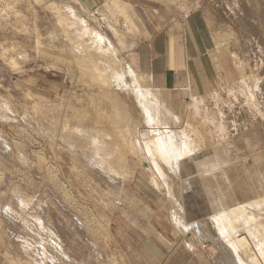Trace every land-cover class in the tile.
<instances>
[{
	"label": "rangeland",
	"instance_id": "1",
	"mask_svg": "<svg viewBox=\"0 0 264 264\" xmlns=\"http://www.w3.org/2000/svg\"><path fill=\"white\" fill-rule=\"evenodd\" d=\"M118 1L128 13L126 27L115 7ZM133 1L139 6L146 3ZM171 1L178 7L194 5L196 0ZM199 1L196 8L210 36L215 39L219 31L215 17L226 18L232 27L229 31H234L229 47L233 51L243 48L246 53L247 39L252 46L248 53L260 55V76L264 77V0L259 4L250 0ZM98 10H105L110 24L124 33L130 52L147 37L144 13L125 0H105ZM227 13L234 15L231 18ZM99 15L83 13L67 0H0V264H238L229 246L199 245L200 231H186L184 225L244 202L259 203L249 211L264 225V104L256 102V108L241 104L239 90L252 84L246 78L238 83L239 74L233 68L237 90L232 100H237L238 106H233L231 117L237 137L228 138L226 130L220 133L218 128L220 114L215 110L220 105L213 99L228 100L221 86L192 111L199 120L206 116L202 125L207 136L221 140L224 147L219 151L226 152V147L229 161L220 163L219 154L211 150L200 157V151L195 154L197 159L177 163V177L172 180L177 184L158 189L150 181L147 161L139 162L130 153L119 157L117 135L124 134V124L112 116L114 108L121 107L122 119L126 112L132 115L129 136L135 142L144 137H139L134 127L138 124L144 135L145 125L135 116L132 95L126 99L125 89L111 78L110 69L116 65L113 60L129 64L130 54L119 49ZM93 33L104 36L107 51L95 44ZM212 49L213 43L209 53ZM87 52L98 55L91 64L111 78L108 85L85 77L88 72L80 55ZM240 53L243 63L248 54ZM229 55L224 45L216 52L231 70ZM208 64L210 79L215 71L210 61ZM138 72L141 87L156 101L167 100L166 95L151 91L147 78ZM104 88L118 103L101 96ZM182 100L188 102V98ZM171 126L189 133V141L197 139L190 138L194 129L184 121ZM201 140L204 147L207 137H198ZM210 164L218 165L217 169L211 170ZM246 228L240 225L234 233L247 235L252 248L264 250L259 229L252 228L249 234ZM244 261L250 262L247 257Z\"/></svg>",
	"mask_w": 264,
	"mask_h": 264
},
{
	"label": "bare ground",
	"instance_id": "2",
	"mask_svg": "<svg viewBox=\"0 0 264 264\" xmlns=\"http://www.w3.org/2000/svg\"><path fill=\"white\" fill-rule=\"evenodd\" d=\"M250 1L252 3L259 4V2L261 0H250ZM199 2H200L199 0L198 1L196 0L194 2V5H191V6H189V4L183 3L180 5V8L182 10H184L186 13V11L188 12L190 9L196 8V6H198ZM116 4H115L116 5L115 7L117 8L116 10H117L118 15L120 16V18L123 17L125 19L122 22V24H124L123 26H125V24H127L129 22L127 19L128 17L126 18V16L128 14L126 13L125 9L119 4V1ZM101 10H103V9H101ZM104 11L101 12L100 10H96L95 13H93V14L94 15L95 14L99 15L100 13L103 14ZM233 13H227V15L228 14L231 15L230 17L232 18L234 15ZM81 15L83 16L84 20L89 21V18L86 15H84V14H81ZM81 15H80V18H81ZM101 17H103L102 19L104 21H106V24H107L106 27L108 28L110 33L115 38L117 46L119 47V49L122 52H128L131 49V46H128V44L126 43L125 37L123 35L124 33H122L120 31L119 27H117L118 28L117 29L112 24H110V21L108 20V18L110 16L107 17L106 14H103V15H101ZM215 18H216V22H217V25L219 28V31L216 32V36H215L217 50H219V48L222 47V45H224L227 48V50L230 52L237 71L239 73H241V71L243 72V70L245 71V68H247L245 75L243 74L242 78H240V79L243 81L244 78H246V80H248L252 84L251 87H247L244 84L245 88L241 87L242 90H239V93L237 92L242 97V99L240 101L243 102L245 105H247L249 107H253V108H256V102H259L260 104L261 103L264 104V77L260 76V66H261V60L259 59L260 55L257 56L253 52H252V54L251 53L249 54L248 53V52H250L249 49H251L252 46L249 44V41L247 39H244V47H245V49H247V50L244 49V51H246V53L243 52L242 47H241L242 48L241 50L234 48L235 50H239L242 53L248 54V58L242 63L241 60L243 58H241V60L238 58V53H240V52L235 51V50L233 51V50H231V46L229 47V43H230L229 41H231V37L234 35V33H233L234 31L233 32L229 31L232 29L231 25L229 24L230 25L229 26L227 24L228 21L225 22L227 20L226 18H225L226 19L225 20L224 18L220 17L219 15L216 16ZM116 20H115V22H116ZM117 21H120V20H117ZM75 24H76V22H75ZM84 28H85V26H84ZM123 32H124V30H123ZM128 32H131V30ZM96 33H93V37L95 36V38H93V40L95 41V44L97 46H103L104 49L107 51L108 50L107 48L109 45L107 42H105V39L103 38L104 36L101 37L100 35H97ZM125 36H127V35H125ZM235 39H236V37H235ZM106 40H108V39H106ZM231 43H230V45H231ZM236 44H238V43L236 42ZM234 46H235V44H234ZM237 46L238 45H236V47ZM88 48H90V47H88ZM92 48H94V47H92ZM104 49H103V51H104ZM110 49H112V47ZM89 51H91V50H89ZM85 52H86V50H85ZM94 52H95V50H94ZM242 53H240V54H242ZM96 56H98V55H96L95 53H92V52H87V53H85V55H80L81 60L85 63L84 66H86L85 68H87L88 74L84 72L85 70L83 71V73L81 71L80 72L84 75L87 74L85 77H88L87 79H90L92 81V83H95L98 85H108V81H109L110 77L108 76L109 77L108 78L107 75H106V77L104 75H102L100 72L97 71V69H95L96 65L91 64V62L94 60V58ZM101 56H102V54L100 55V57ZM97 58H99V57H97ZM91 59H92V61H91ZM82 61H81V63H82ZM113 61H114V63H116V65H115V67H112V69H110L111 76H112L111 78L113 79V82L116 85H119L121 88L125 89L123 94H124V97H126V99L132 95L133 102H134V105L136 107L135 116L137 117V119L139 118L140 119L139 121H141L145 125V129H144L145 134L144 135H142L141 129H137L138 124H136V126L134 127L137 130L136 134L139 137H142V136L144 137V139L143 138L141 139V142H138V141L135 142L129 136V132L131 130V124H132V115L129 114L128 112H126L127 114L122 119V117H120V112L123 111V110H121V107L116 106L114 108V114L112 116L116 117L117 119L120 120V123L122 122L124 124L123 125V127H124L123 133L124 134H118L117 135V138L120 141L119 145H118V146H120L119 157L123 153H130L131 155H135L138 158L139 162L147 161L148 166L150 165V167H151V168L149 167L146 169L149 172L150 181H151V183L154 184L155 187L157 186L158 189L163 188L162 186L167 187L168 184H169V186L171 184L174 186L177 183H176V181L172 182V180L177 177V169H178L177 163H179L180 160L183 161L186 158H192L193 157L194 159H197V158H195V154L198 155L200 153V151L202 152L203 150L206 149V147L207 148L211 147L212 141L209 140V145L204 146V147H203V140L198 141V137H200L201 139L204 138V133L200 129L202 126L200 124L197 125L195 122L192 121L193 118L191 120L188 119L186 121V125L189 128L194 129L193 133L191 132L190 138L192 139L194 137L197 139L196 140L192 139V141H189L188 135H190V134L187 132V130H185V132H187L188 134H184V132H182L181 129H177V128L171 126V124L178 122L179 119L173 113V111L168 107V105H166L165 101L164 100H161V102L156 101L154 99V96L151 95L150 91L147 88L141 87L140 78H139L138 73L130 65H128L124 60H123V62L121 61L122 63H120V61H118V60H113ZM218 70H219V74L221 75V78H220L221 79V89H222L221 91H222L223 95L225 97L228 96L229 99L235 98L236 97L235 91L237 89L232 87L231 86L232 84L230 85L228 80H226V78H227L226 73L223 70H220V69H218ZM84 75H82V76H84ZM88 75L90 76V78ZM111 78H110V80H111ZM110 88H111V86L109 87V89ZM100 94L102 97L106 98L107 100L111 101L112 103H118L117 98H115L112 95V92L110 90L105 89V88L101 89ZM73 110H74V108L72 109V111ZM80 112L84 113L85 110H82ZM218 113L220 114V124L222 126V130L223 129L225 130L226 126L229 129L231 127H235V123L233 121L230 122L229 120H227L223 111H218ZM221 115H222V117H221ZM256 115H258V114H256ZM74 116H75V114L73 115V117ZM80 116H81V114H80ZM139 116H141V117H139ZM71 118H72V116H71ZM77 119H79V118H77ZM83 119H84V117H83ZM67 121L65 120V122H67ZM79 121H80V119H79ZM78 124H79V122H78ZM223 124L225 125L224 128H223ZM67 125H68V123H67ZM77 127H80V126L77 125ZM69 128H70V126H69ZM75 130L77 132V128ZM78 130H80V129H78ZM183 130H184V128H183ZM179 131H181V132H179ZM180 133H182V134L180 135ZM182 136H183V138H182ZM108 137H109V135H108ZM111 137H112V135H111ZM114 154H116V153L114 152ZM187 161L185 163H187ZM188 168H190V167H188ZM168 190H169V188H168ZM168 194L171 197V199H173V195L170 194V192H168ZM261 201H264V199ZM258 204H259L258 202H252V203L244 202L242 205L237 203V205H234V207H232V208H230V207L219 208L218 210H215L214 212L212 211L213 212L212 214L209 213L210 215H208L206 218H203V220H201L199 222H193V223L191 222V223L184 225L185 226L184 230L188 231L190 229V230H192L191 232H196V231L199 232L200 231L199 235H197V241H198L199 245H203V243H207V242H209V243L212 242V243H217V244L222 243V244H225L226 246H229V249L232 250L233 254L235 255L236 259L238 260V264H244V262H246V261H244V257H247L249 259L250 262L248 264H264V250L259 252L255 249V247L252 248V246L250 245V241H248L246 238L247 235L245 237L240 233H234V231H236V228L240 227V225L241 226L244 225V226L249 227L248 229L246 228L247 229L246 232H248L249 234L251 233V230H253L252 228H257V229H259V230H257V232H258L257 234H259L260 236L261 235L263 236L262 245H264V225L262 223H260L259 220L249 211L250 208H252L253 206H258ZM175 207H177V206H175ZM172 225L175 226V223H173Z\"/></svg>",
	"mask_w": 264,
	"mask_h": 264
},
{
	"label": "crops",
	"instance_id": "3",
	"mask_svg": "<svg viewBox=\"0 0 264 264\" xmlns=\"http://www.w3.org/2000/svg\"><path fill=\"white\" fill-rule=\"evenodd\" d=\"M67 1L73 2L83 13L89 14L95 13L94 10H98L105 0ZM144 1L146 2L144 6H139L133 0H125V3L129 4L130 7L136 11L139 8L144 13L143 19L147 34V37L142 39L143 43L137 49L131 52L130 49L126 52V54H130V63L128 65L140 77L141 74L138 71L147 78L151 85L149 86L151 91L162 93L168 97L164 101L178 117L179 121H184L186 124L188 119L191 120L193 118V122L202 126L200 129L208 140L205 146H208L209 140H212L210 136H207L202 125V121L206 119V116L200 120L194 118V114L192 113L193 107L201 104L206 100L205 98L216 93L218 86H221V75L218 69L226 73V80L234 87L235 77L233 76V68L236 69V67L233 58L229 55L233 63L231 72L230 68L224 66L222 61L216 56V41L212 35L210 36L205 20L197 8H192L187 13H183L180 10V6L177 7L175 2L171 0ZM123 8L126 11L124 6ZM211 43H213V49L209 53ZM208 60L211 64L210 67L215 71V76H211L212 78L210 77V79L208 77ZM236 72L239 74L238 83L242 82L240 79L242 78V74L237 69ZM185 86L187 87L184 89ZM183 98H188V102H183ZM226 99H228V102L226 101L225 103L216 98L213 99L214 102L220 105V109L215 111H223L222 109H225L227 112L225 110L223 112L226 115V119L232 122L234 119L231 117L233 116L231 114H234L233 106L237 105V102L234 103L235 99H229L228 96H226ZM230 111L233 113H229ZM219 125L218 128L221 133L222 126L220 123ZM225 130L228 138L237 137L233 132V127L229 129L226 126ZM243 136L244 134L240 135V137ZM222 144L221 140L215 141L213 139L212 146L206 147L200 154V157L201 155L204 157L207 151L211 150L212 154L213 151L219 154L217 161L224 164L229 160L226 158V147V152L223 149L219 151L220 148L224 147ZM216 166L218 165L210 164L209 168L215 170L217 169Z\"/></svg>",
	"mask_w": 264,
	"mask_h": 264
}]
</instances>
